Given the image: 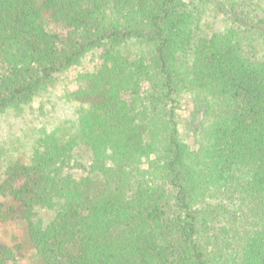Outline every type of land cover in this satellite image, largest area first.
<instances>
[{
	"label": "trees",
	"instance_id": "obj_1",
	"mask_svg": "<svg viewBox=\"0 0 264 264\" xmlns=\"http://www.w3.org/2000/svg\"><path fill=\"white\" fill-rule=\"evenodd\" d=\"M8 116L0 264H264V0H0Z\"/></svg>",
	"mask_w": 264,
	"mask_h": 264
},
{
	"label": "rangeland",
	"instance_id": "obj_2",
	"mask_svg": "<svg viewBox=\"0 0 264 264\" xmlns=\"http://www.w3.org/2000/svg\"><path fill=\"white\" fill-rule=\"evenodd\" d=\"M76 69L73 70L66 78L69 89L76 87L73 81V75L76 73ZM61 88V87H60ZM59 89V88H58ZM29 118V117H28ZM30 118L17 119L15 117H0V149L2 147H11L22 142H19V138L26 144L31 138L32 128ZM23 237V230L17 225L0 224V240L8 243L9 245H15Z\"/></svg>",
	"mask_w": 264,
	"mask_h": 264
}]
</instances>
